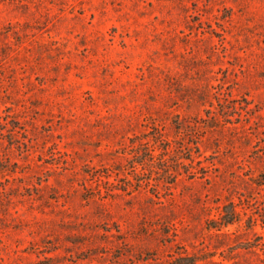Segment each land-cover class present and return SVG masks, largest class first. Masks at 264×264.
Returning a JSON list of instances; mask_svg holds the SVG:
<instances>
[{"label":"rangeland","instance_id":"rangeland-1","mask_svg":"<svg viewBox=\"0 0 264 264\" xmlns=\"http://www.w3.org/2000/svg\"><path fill=\"white\" fill-rule=\"evenodd\" d=\"M0 264H264V0H0Z\"/></svg>","mask_w":264,"mask_h":264},{"label":"trees","instance_id":"trees-1","mask_svg":"<svg viewBox=\"0 0 264 264\" xmlns=\"http://www.w3.org/2000/svg\"><path fill=\"white\" fill-rule=\"evenodd\" d=\"M236 217H237V212L230 205L227 206V211H225V213L223 214L222 220L224 224H230L236 219Z\"/></svg>","mask_w":264,"mask_h":264}]
</instances>
